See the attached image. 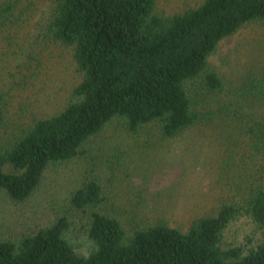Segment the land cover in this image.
<instances>
[{
    "label": "trees",
    "instance_id": "16d2710c",
    "mask_svg": "<svg viewBox=\"0 0 264 264\" xmlns=\"http://www.w3.org/2000/svg\"><path fill=\"white\" fill-rule=\"evenodd\" d=\"M31 4L0 2V37L15 36ZM256 19H264V0H202L169 13L158 10L156 0H53L29 43L21 67L29 73L22 78L37 74L39 49L50 43L71 49L81 78L58 111L0 134V190L14 201L26 200L49 163L76 156L113 117L130 132L155 123L163 137L212 121L211 110L194 107L193 84L221 90L208 55ZM248 90L264 96V76L242 91ZM6 106L0 91V126ZM232 112L236 117L237 109ZM241 128L252 147L264 151V121L252 119ZM104 200L96 179L85 180L69 200L89 214L88 254L73 249L65 237L68 219L60 216L17 243L0 240V264H264V240L255 241L256 232L264 231V174L185 231L163 220L126 229L101 210ZM237 220L244 228L239 237L232 231L230 240L229 227Z\"/></svg>",
    "mask_w": 264,
    "mask_h": 264
},
{
    "label": "rangeland",
    "instance_id": "374dc122",
    "mask_svg": "<svg viewBox=\"0 0 264 264\" xmlns=\"http://www.w3.org/2000/svg\"><path fill=\"white\" fill-rule=\"evenodd\" d=\"M33 1L15 36L0 37V91L7 100L3 135L58 111L81 78L71 49L56 43L41 46L37 74L22 78L29 73L21 68L29 43L53 2ZM156 1L158 10L169 13L202 0ZM207 63L222 88L208 92L195 83L191 97L197 110L213 112L212 121L163 137L155 123L130 132L122 118L113 117L81 144L76 156L49 163L26 200L14 201L0 190V240L17 243L65 216L66 239L78 254H88L93 247L86 233L89 214L69 202L87 179L101 186V210L126 229L163 220L185 231L194 219L239 198L264 174V151L255 150L241 128L252 119L264 121V96L242 91L264 76V19L248 21L222 38ZM243 228L237 220L227 236L232 240L233 231L239 237ZM259 240L264 231L256 232Z\"/></svg>",
    "mask_w": 264,
    "mask_h": 264
}]
</instances>
